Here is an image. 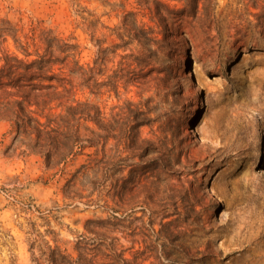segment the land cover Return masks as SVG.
Wrapping results in <instances>:
<instances>
[{
  "label": "rangeland",
  "instance_id": "1",
  "mask_svg": "<svg viewBox=\"0 0 264 264\" xmlns=\"http://www.w3.org/2000/svg\"><path fill=\"white\" fill-rule=\"evenodd\" d=\"M156 1L187 10L175 19L186 95L178 190L136 185L130 162L106 174L113 140L106 153L89 146L92 122L80 125L75 153L48 168L33 140L0 120V264H264V0H0V27L11 33L0 49L23 51L13 36L33 52L45 38H66L87 65L98 40L119 41L109 27L129 13L153 24ZM76 95L96 99L81 84ZM127 95L138 98L134 88ZM157 125L140 137L159 144ZM150 218L156 229L175 220L172 234L135 230Z\"/></svg>",
  "mask_w": 264,
  "mask_h": 264
},
{
  "label": "trees",
  "instance_id": "2",
  "mask_svg": "<svg viewBox=\"0 0 264 264\" xmlns=\"http://www.w3.org/2000/svg\"><path fill=\"white\" fill-rule=\"evenodd\" d=\"M186 12V8L175 9L156 1L150 11L154 20L151 25L138 23L136 13H129L131 20L126 18L109 27L119 41L102 46L103 40H98L96 53L87 65L79 63L77 45L66 38H45L35 43L33 52L13 36L23 51L0 49V120L10 124L16 137L31 138L32 152L43 157L48 168L60 165L75 153L80 125L92 122L95 127L88 128L92 133L89 146L96 151L102 147L106 153L107 143L113 140L116 157L110 160L106 174L120 173L131 163L137 170L136 185L165 182L176 192L172 166L181 163V153L176 151L179 144L175 129L182 124L178 115L182 114L186 95L176 65L180 41L175 19ZM5 34H11L9 29L0 27V39L6 40ZM130 44L134 45L127 51ZM75 76L81 79L79 83ZM79 84L96 99H79ZM133 88L137 99L127 95ZM103 96L104 101H99ZM161 105L167 107V112L156 113ZM156 123L159 144L140 137L143 127ZM122 152L128 155L122 157ZM140 221L142 224L135 230H150L157 235L172 234L175 223L170 220L156 229L152 218ZM51 262L58 264L54 257Z\"/></svg>",
  "mask_w": 264,
  "mask_h": 264
},
{
  "label": "bare ground",
  "instance_id": "3",
  "mask_svg": "<svg viewBox=\"0 0 264 264\" xmlns=\"http://www.w3.org/2000/svg\"><path fill=\"white\" fill-rule=\"evenodd\" d=\"M191 82H192V81H191ZM205 180H206V177L203 178V181H205Z\"/></svg>",
  "mask_w": 264,
  "mask_h": 264
}]
</instances>
